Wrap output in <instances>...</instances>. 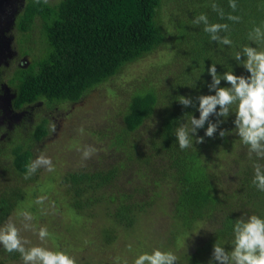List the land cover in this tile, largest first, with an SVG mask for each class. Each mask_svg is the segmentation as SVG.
I'll return each mask as SVG.
<instances>
[{"label":"trees","instance_id":"1","mask_svg":"<svg viewBox=\"0 0 264 264\" xmlns=\"http://www.w3.org/2000/svg\"><path fill=\"white\" fill-rule=\"evenodd\" d=\"M171 1L178 15L171 17V28H165L163 0H28L18 18L17 32L32 44L33 31L39 26L42 54L27 67L4 65L0 79L12 88L17 110L31 104L35 107L41 100L49 106L77 102L128 64L162 45L170 47L173 57L160 69L171 67V72L133 79L128 101L121 108V122L114 124V131L108 129L109 134L105 131L107 136L113 133L110 146L117 153L112 163L69 171L61 184L77 211L96 205L107 210L109 221H113L103 228L108 242L117 238L115 226L134 229L143 213L151 211L162 197H169L171 214L187 231L208 222L215 241L232 248L237 219L252 214L264 218V191L252 182L254 164H264V160L249 157L248 146L233 130L234 113L220 118L224 121L220 129L229 135L221 138L218 129L214 137H206V123L198 130L204 142L197 144L192 138V146L183 150L176 129L193 115L199 118L197 97L215 94L209 90L212 64L219 75L226 71L250 75L235 60V54L244 46L264 50V42L249 38L255 27L264 30V0H235V11L229 0ZM200 14L208 17L209 24H227L228 30L219 35L227 36L232 44L212 41L203 23H193ZM229 15L240 20H229ZM230 86L221 81L220 87ZM179 96L192 98L193 105L184 107ZM210 119L217 120L215 116ZM30 122L22 128L29 130L34 125L29 126ZM47 122L44 117L35 124L27 140L22 132L6 140L0 138V156L8 159L6 183L0 185V224L27 199L24 186L34 180V175L25 179L27 166L33 158L32 148L49 133Z\"/></svg>","mask_w":264,"mask_h":264},{"label":"rangeland","instance_id":"2","mask_svg":"<svg viewBox=\"0 0 264 264\" xmlns=\"http://www.w3.org/2000/svg\"><path fill=\"white\" fill-rule=\"evenodd\" d=\"M179 2L181 1L178 0V4ZM172 5L171 0H163L161 20L165 28H171V17L178 15ZM13 38L11 40L15 46L13 47V43L10 42L11 46L8 47L7 53L15 48L19 52L16 60L27 53L29 66L35 58L41 56L39 26L33 31L32 44L28 43L26 36L17 32ZM181 53L180 51L178 55L180 56ZM170 54V47L160 46L158 50L146 55L143 59L128 64L118 75L97 86L77 102L62 101L49 106L45 100H41L40 104L31 109L27 116L25 115L27 118L23 116L19 127H16L18 123H15L9 130L6 119L0 118L2 139L6 140L10 134L16 136L22 132V136L27 140L28 132L46 117L49 133L32 148V161L44 154L51 158L54 165L53 171L42 167L32 174L34 180L29 179L24 186L28 193L27 199L17 206L0 224V227L11 219L20 229L21 237L29 241L25 245L26 248L44 246L53 251L62 250L73 256L77 264H133L138 255L144 252L151 253L157 248L174 253L178 257L177 264H210L213 247L217 242L211 236L212 225L208 222L198 223L193 230L187 231L180 224V220L171 214V198L162 197L151 211L141 215L140 223L134 229L129 228L126 231L121 226H115L117 238L114 242H108L103 228L109 227L113 221H109L106 215L107 210L98 208L99 206L96 205L91 209L77 211L69 203L70 195L64 191V184H61L62 177L69 171L96 168L112 163L117 153L110 146V137L113 133L110 136L104 133L106 131L109 134V130L114 131V124L121 122V108L128 101L131 81L143 75L154 77L159 72L170 73L171 67L165 68L166 70L160 69L169 59H172L173 56ZM5 56L4 54L3 60L6 59ZM12 58L14 56L1 61V64L8 63L7 61ZM9 75H11L10 72H8ZM110 89L116 92L112 93ZM0 115L3 116V112H0ZM29 121H31L29 126L33 123L34 125L30 126L29 130L23 129V123ZM81 128L83 132L79 131ZM86 146H93L96 149V152L87 160L82 158V152ZM6 161L8 159L4 155L0 156L1 186L7 179L8 172L4 170ZM131 177L128 176V178ZM121 182L126 183V180L123 179ZM40 197L45 199L37 204L36 201ZM25 212L31 213L33 217L30 222L32 227L27 230L24 228L23 213ZM41 227L47 228L49 233L48 238L43 242L38 236ZM220 245L228 251L232 249L222 243ZM0 264H23V260L19 252L9 253L0 245Z\"/></svg>","mask_w":264,"mask_h":264},{"label":"clouds","instance_id":"3","mask_svg":"<svg viewBox=\"0 0 264 264\" xmlns=\"http://www.w3.org/2000/svg\"><path fill=\"white\" fill-rule=\"evenodd\" d=\"M8 3L9 0H0V3ZM39 2V0H37ZM47 2V0H45ZM229 6L236 10L235 0H229ZM212 8L217 10V5ZM220 11L223 18V11ZM227 19L238 22L240 17L229 15ZM193 23L205 25L204 31L211 35L212 41L231 45L232 41L227 37H221V31H227V24H209L208 17L204 14L197 16ZM249 38L253 42H264V30L255 27ZM242 57L244 59H242ZM235 60L240 62L250 75H236L233 71H226L223 75L217 73L216 64H212L208 72L212 78L209 90L214 95H200L197 97L199 102V118L194 115L187 123H181L176 129V138L180 149L192 146V138L197 144L204 142V137L198 136V130L204 128L206 137H214L219 129L221 138L229 135L226 130L220 129L224 122L220 118L227 119L232 113L235 114L233 121L235 134L238 135L242 143L248 146V155H255L257 160H264V50L256 47L244 46L242 52L235 54ZM227 81L230 87H220L221 81ZM179 103L184 107L193 105L190 97L179 96ZM235 105L233 112L232 107ZM219 109V110H218ZM215 116L216 122H212L210 117ZM83 132L81 128L79 130ZM96 152L93 146H86L82 152V158L87 160ZM46 168L48 171L54 170L51 158L44 154L38 156L28 166L25 179L34 174L39 168ZM253 184L259 191H264V164H254ZM45 197L37 199L40 204ZM25 220L24 228L31 229L32 215L29 212L23 213ZM234 241L231 251L226 250L216 242L213 247L212 260L210 264H264V218L252 214L242 216L235 221ZM39 239L43 242L48 236V230L41 227L38 231ZM29 241L20 235V229L9 220L8 223L0 227V245L9 252H19L23 264H77L76 259L69 253L59 250L53 251L44 246H32L26 248ZM178 257L170 251L154 249L151 253L144 252L138 255L133 264H177Z\"/></svg>","mask_w":264,"mask_h":264},{"label":"flooded vegetation","instance_id":"4","mask_svg":"<svg viewBox=\"0 0 264 264\" xmlns=\"http://www.w3.org/2000/svg\"><path fill=\"white\" fill-rule=\"evenodd\" d=\"M27 3L28 0H9L8 3H0V70L3 72L4 65L14 67L16 66V64L19 66L28 65L27 56L29 54L26 53L27 55H21L20 59L16 60V58L19 57V52L15 48L7 53L8 47L11 46L10 42L13 43L11 38H15V34L17 32L16 26L18 18L23 14ZM14 46L15 45L13 43V47ZM4 54L6 55V59L11 58L12 56H14V58L7 61L8 63L1 64V61H6V59L3 60ZM14 96L15 94L13 93L12 88L7 84L6 80L0 79V112H3V116L0 115V118L6 119L5 122L8 124L9 130L12 126H14L15 123H18V125H20L23 116L27 115L29 113V110L33 109L35 105L31 104L28 106V108L17 110L13 106ZM41 102L42 101L37 102L36 105L40 104Z\"/></svg>","mask_w":264,"mask_h":264}]
</instances>
